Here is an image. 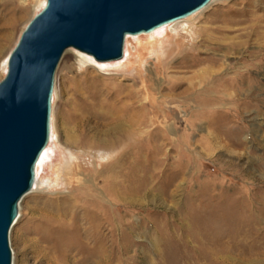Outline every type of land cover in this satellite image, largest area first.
I'll list each match as a JSON object with an SVG mask.
<instances>
[{
    "label": "rangeland",
    "instance_id": "1",
    "mask_svg": "<svg viewBox=\"0 0 264 264\" xmlns=\"http://www.w3.org/2000/svg\"><path fill=\"white\" fill-rule=\"evenodd\" d=\"M234 1L212 0L183 19L199 14L188 23L199 26L222 16L226 4ZM236 1L241 7L242 0ZM44 4L45 0L0 4V16L16 18L0 52V80L7 71L5 58ZM179 33L157 44L148 42L146 32L131 35L124 42L130 62L121 63L118 71L105 70L75 48L63 52L54 73V135L36 185L21 199L9 231L12 264H52L61 258L67 264V259L81 257L77 248L82 241L91 244V229L99 234V251L113 256L111 264H208L197 259L209 251H230L244 257L246 264H264V45L250 41L236 50L202 49L201 57L218 59L220 76L244 74L237 81L240 88L220 95L223 100L204 113L197 109L193 129L186 120L193 112L181 107L177 115L184 121L177 130H168L172 121H161L171 106L162 88L169 79L166 64L178 61L189 42ZM205 65L218 67L205 63L196 70ZM142 81L150 92L140 96L146 103L141 129L148 132L159 124L166 137L179 136L181 141L145 140V132L120 136L126 128L116 127L112 119L126 115L124 103L130 99L126 90H116L134 82L140 88ZM90 102L104 107L88 109ZM110 135L121 139L106 156ZM161 148L169 154L163 155ZM66 207L67 244L52 247L47 243L51 236L42 231L56 224L47 225L45 218ZM109 220L114 224L113 240ZM90 261L87 264H93Z\"/></svg>",
    "mask_w": 264,
    "mask_h": 264
},
{
    "label": "water",
    "instance_id": "2",
    "mask_svg": "<svg viewBox=\"0 0 264 264\" xmlns=\"http://www.w3.org/2000/svg\"><path fill=\"white\" fill-rule=\"evenodd\" d=\"M211 0H45L7 57L0 80V264H12L9 231L50 135L54 73L67 48L97 61L123 56L127 34L151 32Z\"/></svg>",
    "mask_w": 264,
    "mask_h": 264
},
{
    "label": "bare ground",
    "instance_id": "3",
    "mask_svg": "<svg viewBox=\"0 0 264 264\" xmlns=\"http://www.w3.org/2000/svg\"><path fill=\"white\" fill-rule=\"evenodd\" d=\"M14 1L15 0H0V4L3 5H7L9 3L13 4ZM241 2H242L241 7L235 6L239 3V1L236 0L232 2L231 5L226 4L227 9L226 11H224L222 16L218 15L212 18H208L204 24H201L199 26H190L188 24V23H192L195 18L199 17V14H195L186 19L179 18L171 21L172 23L168 22L162 24L156 27L155 29H153L151 32H148L147 35L150 37L148 42L150 44H157L158 39L162 40L168 34L170 35L175 32L176 33L180 32L179 33L180 36H183L184 38H188L189 41L184 44L185 50L184 53H182L181 56L178 57L179 60L176 62H168L166 64L167 65L166 68L169 69L168 70L169 79L167 80L166 84L162 86V88L167 92L166 100L169 104H171V106L166 107L167 109L165 110L168 112V116L163 115L162 116L163 120L161 119V121L164 120L166 122H168L169 120L172 121L171 125L170 126L168 125L166 127L168 130H177L176 128L177 124H180L182 123V121H184L180 116L177 115V113L181 111L180 110L181 107H186L193 112L191 113L189 118L187 117L188 119H186L190 129H193L192 127L196 126L197 124L196 120L199 117L197 114V109L198 111L200 110L201 112L204 113L205 111L214 108L216 104L220 103V101L223 100V98L220 95L227 96L230 90L233 91L239 90L240 86L237 84V81L243 78L244 76L243 73L238 72L234 76H229V77L220 76L219 70L221 67L219 66L218 59L210 54L201 57L200 52L202 51V49L207 51L214 49L236 50L240 47V45H244L246 43H249L250 41H256L257 43L264 45V0H242ZM15 21L16 18L13 17V15L4 16V17L0 16V52L2 51L1 49L3 48L9 37V32ZM233 32H235V34H231ZM155 34L159 35V37L156 38L154 36ZM129 37L132 36L127 34L125 37L126 42ZM133 37L140 40L139 36H133ZM187 54L194 56V58L185 59L186 58L185 55ZM130 58L131 57L128 52L127 43H126V46H124L123 56L120 59L113 61H97L94 58L92 59L94 62L101 65L105 70L118 71L122 66L121 63L127 65V63L130 62ZM6 59L7 57L5 58V61ZM205 63L218 65V67L217 69H212L211 68L212 66L205 65L204 67H200V69L196 70V67L201 66ZM181 73H191V75L184 77L180 75ZM145 82L146 81H142V85L140 86V88L139 87L135 88L136 87L135 84L137 82L136 83L134 82L131 85H121L116 90L117 94H121L123 91L126 90L125 97L130 99L129 101L130 103L126 101L124 103V107L126 109L123 108V110L125 109L124 114L126 115L117 116L112 119L115 120L113 121L114 122L113 124L116 127L122 126L123 128L124 127L126 128V132L120 134V136H122L123 138H126L134 134L140 136L143 132H145V135L143 136V139L145 140H148L150 138H152L153 140L160 139L164 144L166 142L173 143V142L181 141L182 139L179 136L175 137L174 139L166 137L165 134L162 133L163 131L161 130V126H159V124L158 125L156 124L157 126L153 127V129H151L148 132L147 130L144 131L143 129H141L142 122L140 117L143 114V111L145 110L144 107L146 103L143 102L145 101L144 98L141 99L140 96L142 92H144L145 95H148L150 92V89H148ZM103 105L104 104L91 103L90 105H88V109H93V108L96 109L95 108L96 106L102 108L104 107ZM104 126L106 127V125ZM143 126L145 125L143 124ZM101 127L103 128V126ZM53 135H54V129H53L52 120H50V135L48 139L49 143L51 142ZM120 136L118 135L109 136L110 142L107 144V146H105L106 149L104 152L106 156H109L112 152L115 151V145L116 142H118L121 139ZM98 141H100L99 138ZM47 144L42 150L35 166V180L33 182L34 187L36 185L37 175L41 163L45 157H48L49 144L48 145ZM160 151L163 152V155L167 156L169 150L167 149L164 150V148H161ZM45 223L47 225L56 224L55 226L45 228L44 231H42V233L45 234L46 237L51 236L50 241H48L47 243L52 244V247L53 244L66 245L67 244V207L56 211L55 214L53 212L52 214L48 215V217L45 218ZM109 225H110L109 228L110 237L113 240L114 224L112 220H109ZM87 238H88L87 240H89V243L91 244L89 245L87 242L82 241L80 246L77 248V251H80L81 253V257L75 260L67 259V264H85V263L87 264V261L89 260H91L90 262L93 264H111L113 256L110 254V252L104 254L101 251H99L100 238L98 232L95 231L94 229H91L90 232H88ZM56 250L54 249V251ZM203 256L205 257H198L197 260L204 259L205 261L208 262V264H246V259L244 257L233 256L230 253V251H209L203 254ZM61 259L63 260V258ZM61 259L60 260L54 259L52 261V264H64L61 262L62 261Z\"/></svg>",
    "mask_w": 264,
    "mask_h": 264
}]
</instances>
